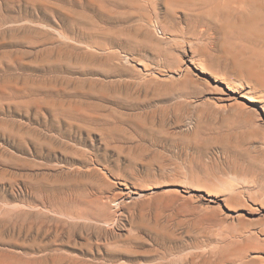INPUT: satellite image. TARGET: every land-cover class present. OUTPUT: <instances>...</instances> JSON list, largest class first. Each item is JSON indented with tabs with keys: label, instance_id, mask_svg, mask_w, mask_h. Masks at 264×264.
Here are the masks:
<instances>
[{
	"label": "rangeland",
	"instance_id": "rangeland-1",
	"mask_svg": "<svg viewBox=\"0 0 264 264\" xmlns=\"http://www.w3.org/2000/svg\"><path fill=\"white\" fill-rule=\"evenodd\" d=\"M184 2L0 0V264H264V89Z\"/></svg>",
	"mask_w": 264,
	"mask_h": 264
},
{
	"label": "bare ground",
	"instance_id": "bare-ground-1",
	"mask_svg": "<svg viewBox=\"0 0 264 264\" xmlns=\"http://www.w3.org/2000/svg\"><path fill=\"white\" fill-rule=\"evenodd\" d=\"M180 2L181 1H179V4ZM184 3L186 7L191 9L193 12L195 11V14L193 13L194 17L192 19V22L194 23L197 29L196 31L197 34L195 32V35H196L195 41L197 42L196 48H197L198 54L197 52H194V54L196 53V55H198L197 56V58L199 59L197 61L199 62L198 64L202 68H204L206 72L215 71V72H219V74L221 72L226 76L228 75L229 76L231 75L234 77L235 75L238 76L239 77L238 81L240 80L241 82V83L240 82L238 83L240 84L232 80H231L232 83H230L231 85H234L235 83H236L235 85L238 84L237 86L238 88L242 86V83H243L242 81L247 80L249 81V83L244 84V87L248 88L249 89L248 91H250L251 89L255 90V87H257L259 91L261 90L259 89L261 87H263L264 89V69H263L264 57H263V54L255 51L252 54H250V56L248 55L247 57V55H245L240 50L235 51L237 49L234 50L233 48H235L236 46L233 47L234 45L233 46L231 45L233 48H230L229 47L230 45H228L230 44L229 42L232 41L231 38H237V40H235L236 44L237 43L241 44L237 42L238 39L244 41L246 45L250 46V49L257 47L261 43L264 44V0H185ZM235 42H232V43H235ZM236 48H238V46ZM243 48L245 49L246 47H243ZM254 55L256 58H254ZM192 62L194 63V61ZM222 78H226V77L222 76ZM228 79H225V80L228 81ZM222 81L225 82L224 80ZM251 82H253V84ZM227 83H226L227 86H231L229 85V82ZM232 87L236 88V86H232ZM213 90H215V88H213ZM216 90L218 91V89ZM221 93L222 92H220V94ZM246 95L247 94H245L244 97ZM228 100H230V98ZM221 101L222 99H220L219 102ZM238 102L229 101L228 105L234 108H242L244 105H241ZM259 102L261 103V101ZM224 105L225 104H223L222 108L225 107ZM216 106L217 108H220V110L222 109L218 105ZM262 110L264 111V104H262ZM100 203H101L100 205L98 204L99 210L101 212L108 213V210L106 209V206H105L108 203V201L107 203H105V201H102ZM1 256H3L4 258V256H8V255L5 254ZM63 260H64L63 256L61 255L55 256L54 254V256L51 255V257L49 258H45L44 260L39 262V264H42V263L43 264H47V263L55 264ZM34 261L35 263H32V264H36L37 260H34Z\"/></svg>",
	"mask_w": 264,
	"mask_h": 264
}]
</instances>
